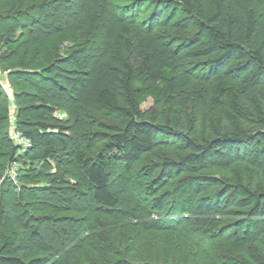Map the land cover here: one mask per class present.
Returning a JSON list of instances; mask_svg holds the SVG:
<instances>
[{
    "label": "trees",
    "instance_id": "1",
    "mask_svg": "<svg viewBox=\"0 0 264 264\" xmlns=\"http://www.w3.org/2000/svg\"><path fill=\"white\" fill-rule=\"evenodd\" d=\"M148 3L146 17L138 7L109 9L118 38L111 83L95 97L104 121L75 134L55 110L85 102L86 78L70 68L91 66L96 39L71 48L61 68L62 30L41 20L48 5L0 0V66L15 132L31 144L22 150L10 137L0 86V264H264V0ZM134 48L132 61L125 51ZM143 164L146 196L134 194L128 210L122 195ZM14 166L19 187L7 176ZM69 170L76 179L63 191L59 175ZM90 211L99 229L66 262L42 240L45 226ZM211 238L234 255L216 253Z\"/></svg>",
    "mask_w": 264,
    "mask_h": 264
},
{
    "label": "rangeland",
    "instance_id": "2",
    "mask_svg": "<svg viewBox=\"0 0 264 264\" xmlns=\"http://www.w3.org/2000/svg\"><path fill=\"white\" fill-rule=\"evenodd\" d=\"M40 2H45L49 9V15L47 17H42L41 20L44 23L52 27H59L62 30V35L65 39V43L61 48H59L58 58L59 63H56L59 67H66L62 59L68 54V51L71 48H74L79 43H84L87 39H96V51L94 58L92 59V64L90 67L86 66L87 64L82 61L81 67L70 68V70H79L86 78V86L88 89L87 97L85 102L79 103L80 107L76 108L75 111H72L73 108H67L65 110L56 109L55 116L60 119V121H66L68 118L72 119L74 133H81L83 128L86 126L96 125L99 122H103V118L98 114L99 106L96 104L95 97L97 92L111 83L112 74L109 67V58L108 54L112 48H114V43L116 42L117 29L115 19L112 16V13L109 9H112V6L117 5L118 7H138L141 8V11H145V17L151 14V9L149 8L148 0H39ZM146 9V10H145ZM93 15V16H92ZM137 17L140 14H136ZM23 21H26L24 19ZM93 24V25H92ZM30 33L35 35L39 33L37 26H32ZM21 31V30H20ZM18 31V33H20ZM32 31V32H31ZM159 33H164L165 30H158ZM29 33V31H28ZM167 32L166 34H169ZM97 36V38H96ZM4 54V51L0 50V57ZM125 55L131 57L133 61L137 55V50L134 48L131 51V54L128 51H125ZM0 75H2V81L5 85L10 86L8 73L1 68L0 66ZM6 95L9 96L10 104H8V111L10 114L8 132L10 137L15 138L18 120L17 109L12 98V91L10 93L6 92ZM72 100H70L71 102ZM152 102L149 100L143 105V110H147L151 107ZM81 111V113H80ZM58 133V130H54ZM18 134V133H17ZM75 140H68L67 147H60V154L63 158L67 159L65 153L72 151V146L74 145ZM99 149V148H97ZM24 150V149H22ZM19 151V154H24L23 151ZM97 150L91 152L96 154ZM69 155V154H67ZM36 159H38L41 154L39 151L35 153ZM71 160V157L68 156V161ZM42 165V159L35 160L33 167L40 168ZM143 164L140 166L136 176V185L131 187L130 192L122 195L121 206L128 210H132V201L133 195L136 194L138 197H145L146 194L144 190H140L145 183L148 181L146 176V169L149 166ZM51 167V173L56 174L58 167L55 164L49 165ZM19 166H14L16 169ZM50 169V168H49ZM12 174V173H11ZM14 175V174H13ZM8 176V175H7ZM11 176V175H10ZM63 177V180L60 181L62 184L63 191L66 190L68 181L74 182L76 178L72 175L70 170L66 175H59ZM9 181H13L11 177L8 176ZM17 185V184H16ZM19 187V185H17ZM137 187V188H136ZM19 188H16V193H18ZM0 191V197H1ZM67 196H70L67 193ZM56 197L51 198L54 201ZM59 203H63V200H60ZM147 216V214H146ZM77 220L67 223L61 222L58 220H53L45 226V232L42 234V240L47 245H53L57 248L59 253L62 255L64 260L67 262L69 260L70 254L75 250L81 248L83 244V239L93 234L94 229L98 230V219L95 217L93 212H89L85 216L75 215L73 216ZM80 222L79 224H77ZM100 231V230H99ZM97 237L103 236L102 232H96ZM99 241V239L97 240ZM209 246L216 253L221 255H234V249L223 239L220 238H211L209 241ZM79 260L76 259V262ZM78 264V263H77ZM81 264V263H80Z\"/></svg>",
    "mask_w": 264,
    "mask_h": 264
},
{
    "label": "built area",
    "instance_id": "3",
    "mask_svg": "<svg viewBox=\"0 0 264 264\" xmlns=\"http://www.w3.org/2000/svg\"><path fill=\"white\" fill-rule=\"evenodd\" d=\"M2 75H0V86L7 92V93H10L12 91L11 87L8 86V85H5L2 81ZM16 144L21 147L22 149L26 150L28 148H30L31 144L29 143V141L25 140L24 138H22L19 134H16L15 135V138H14ZM12 173V174H11ZM14 174V175H13ZM7 175L9 177H11L13 179V181L15 182L16 184V169L13 168L11 171H9L7 173ZM11 175V176H10Z\"/></svg>",
    "mask_w": 264,
    "mask_h": 264
}]
</instances>
